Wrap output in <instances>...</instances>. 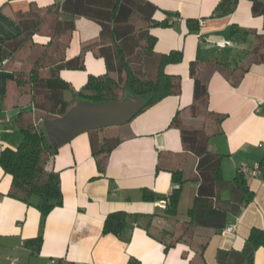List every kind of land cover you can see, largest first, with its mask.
<instances>
[{
    "label": "crops",
    "instance_id": "crops-1",
    "mask_svg": "<svg viewBox=\"0 0 264 264\" xmlns=\"http://www.w3.org/2000/svg\"><path fill=\"white\" fill-rule=\"evenodd\" d=\"M64 0H0V36L12 38L21 33L15 22L19 12L31 8L61 5ZM157 6L150 32L156 37L154 50L168 53L180 50L183 61L169 64L166 71L181 77V91L145 108L117 131L86 130L59 146L47 164L59 173L63 203L44 219L37 208L38 197L29 203L9 195L12 177L0 165V264H219V250H242L253 227L264 229V177L247 174L253 199L240 213L229 212L226 226L236 224L233 234L213 228L196 227L190 242L179 241L190 224L200 182L186 180L176 214H170L164 203L176 185L172 171H182L184 179L196 174L198 156L187 150L181 129L174 120L178 116L185 127H204L209 133V149L222 157V176L233 180L242 165L253 167L264 158V63H254L234 83L233 77L252 57L257 35L264 33V17L254 15L251 0H239L227 15L215 8L220 0H148ZM264 1V0H262ZM62 13L61 18H73ZM75 29L62 37L68 40L59 49L50 66L61 58L82 54L85 69L60 72L72 89H82L90 75L107 72L105 59L98 48L83 51V46L99 39L101 26L83 17H74ZM49 24V25H48ZM52 22L34 35V47L49 42ZM231 40L219 48L214 43ZM56 56V53L54 54ZM50 59V58H48ZM212 60L224 63L227 71L217 70L209 80V103L206 118L194 116V79L190 74L193 61ZM0 66V155L5 148H17L22 141L18 120L20 113L33 116L43 126V113L33 104L19 102L18 87L13 79L14 67ZM70 94V99L67 97ZM72 101V92H66ZM76 102L72 101V105ZM222 116L221 121L215 120ZM103 132V133H101ZM119 135V144L105 160L104 172L98 168L93 154L95 139ZM144 190L156 195L143 198ZM230 192L224 190L221 199ZM115 211L137 214L120 235L105 233L106 217ZM42 236L39 247L28 241ZM209 238L203 259L196 255L200 243ZM171 243L174 245L168 246ZM168 246V249L166 247ZM254 264H264V248L255 253Z\"/></svg>",
    "mask_w": 264,
    "mask_h": 264
},
{
    "label": "trees",
    "instance_id": "trees-1",
    "mask_svg": "<svg viewBox=\"0 0 264 264\" xmlns=\"http://www.w3.org/2000/svg\"><path fill=\"white\" fill-rule=\"evenodd\" d=\"M11 1V0H7ZM239 0H220L215 8L219 15L231 13ZM254 15L264 17V1L251 0ZM157 6L148 0H64L61 5H51L46 8L33 6L27 12H19L14 19L20 26L21 33L15 37L0 36V66L27 44L34 47L32 39L46 23L52 22V34L48 43L38 46L37 56L30 62L27 70H14L13 79L18 87L19 102L33 104V107L43 113L44 119L62 116L73 106L72 101H120L126 93L145 98V108L181 91V77L169 74L166 67L183 61L180 50L168 53H157L154 50L156 37L151 34L153 24L166 25L153 21ZM62 13L74 17L89 18L101 26L99 39L83 46V51L98 48V55L106 61L107 72L100 75H90L85 86L80 90L72 89L60 72L64 69H85L82 54L71 59L61 58L50 66H45L47 58L55 59L59 46L68 40L64 34L75 29L73 18H61ZM264 63V33L257 35L252 49V57L245 63L238 74L233 77L234 83L239 82L251 64ZM230 68L224 63L212 60L193 61L190 63V74L194 79V104L191 107L194 116H206L209 103V80L217 70L227 71ZM72 92V101L66 98L67 91ZM20 113L18 120L22 132V141L17 148H5L0 155V165L11 175L12 185L9 195L20 201L29 203L33 196L38 197L37 208L46 216L63 203L61 179L58 172L48 170L47 164L59 147L51 145L44 127H39L32 115ZM222 116L215 118L218 122ZM175 124L180 127L183 143L187 150L198 156L196 174L184 179L182 171L173 170V180L179 187L162 200L170 199L167 205L170 214H176L181 193V184L186 180L200 182L193 207L189 211L190 224L177 242H190L196 227L213 228L222 231L226 226L229 212L240 213L242 207L254 197L250 189L247 174L240 169L237 176L227 181L222 176V157L209 149V133L204 127L192 128L181 125L177 116ZM96 129L95 131H100ZM107 136L97 137L94 141L93 154L98 157L100 173L104 172L105 160L115 148L120 139ZM259 170L264 177V158L259 163ZM224 190L230 192L227 200L221 199ZM143 198L155 200L156 195L150 190H144ZM137 217V214L126 211L110 213L104 223V232L120 235L127 223ZM42 236L28 241L36 244L39 249ZM209 238L200 243L196 255L203 259ZM174 245L171 243L168 246ZM168 246L166 249H168ZM264 248V229L253 227L246 238L242 250H219V264H254L256 251Z\"/></svg>",
    "mask_w": 264,
    "mask_h": 264
},
{
    "label": "water",
    "instance_id": "water-1",
    "mask_svg": "<svg viewBox=\"0 0 264 264\" xmlns=\"http://www.w3.org/2000/svg\"><path fill=\"white\" fill-rule=\"evenodd\" d=\"M142 96L126 93L120 101H78L67 113L43 121L47 137L54 147L86 130L123 125L139 113L145 104Z\"/></svg>",
    "mask_w": 264,
    "mask_h": 264
},
{
    "label": "rangeland",
    "instance_id": "rangeland-1",
    "mask_svg": "<svg viewBox=\"0 0 264 264\" xmlns=\"http://www.w3.org/2000/svg\"><path fill=\"white\" fill-rule=\"evenodd\" d=\"M49 25V24H48ZM61 45H64V43H62ZM60 45V46H61ZM62 47H59V49H61ZM39 48L37 47H33L32 45L30 44H27L23 49H21L18 53H16L13 57H12V60L13 63H14V66H11V61L8 62V64L6 65V67H14V70H27L30 66V62L34 60V58L37 56V53L39 50H37ZM58 49V52H57V55L55 57H60V50ZM53 61V59L50 57V59H46L44 61V64H50L51 62ZM67 97L70 99V94L68 93ZM202 118H206V116H201ZM39 126V124H38ZM117 126H108V127H104L102 130L100 131H103L105 134H112V133H115V131H117ZM101 132V133H103ZM114 139H118L120 136L117 134V135H113L112 136ZM112 138V139H113Z\"/></svg>",
    "mask_w": 264,
    "mask_h": 264
},
{
    "label": "built area",
    "instance_id": "built-area-1",
    "mask_svg": "<svg viewBox=\"0 0 264 264\" xmlns=\"http://www.w3.org/2000/svg\"><path fill=\"white\" fill-rule=\"evenodd\" d=\"M216 46H218L219 48H225L228 45L232 44L231 40H225L223 42H215L214 43ZM240 170L246 174H251V175H258L260 173L259 170V163L255 164L253 167H249L247 165H242L240 167ZM176 188L179 187V185L175 186ZM174 187V188H175ZM173 190L171 191V193L169 194V196L172 194ZM165 205H169L170 204V199H167L164 201ZM237 230V225L236 224H229L227 226H225L224 228V232L227 234H233L235 233ZM18 262V258L17 257H13L10 260V264H16ZM75 264H86V263H75Z\"/></svg>",
    "mask_w": 264,
    "mask_h": 264
}]
</instances>
